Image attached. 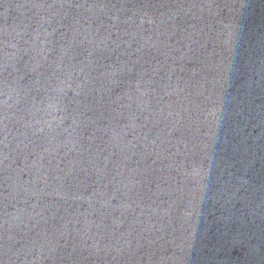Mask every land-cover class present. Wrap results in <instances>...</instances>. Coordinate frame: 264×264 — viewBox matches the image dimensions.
Returning a JSON list of instances; mask_svg holds the SVG:
<instances>
[{
	"label": "water",
	"instance_id": "1",
	"mask_svg": "<svg viewBox=\"0 0 264 264\" xmlns=\"http://www.w3.org/2000/svg\"><path fill=\"white\" fill-rule=\"evenodd\" d=\"M0 264H264V0H0Z\"/></svg>",
	"mask_w": 264,
	"mask_h": 264
}]
</instances>
